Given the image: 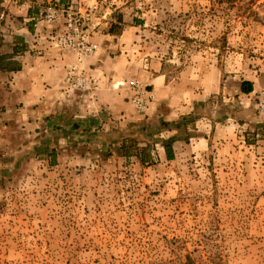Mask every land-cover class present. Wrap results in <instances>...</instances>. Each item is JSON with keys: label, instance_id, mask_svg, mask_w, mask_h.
Listing matches in <instances>:
<instances>
[{"label": "rangeland", "instance_id": "374dc122", "mask_svg": "<svg viewBox=\"0 0 264 264\" xmlns=\"http://www.w3.org/2000/svg\"><path fill=\"white\" fill-rule=\"evenodd\" d=\"M29 1L0 0V264H264V140L247 142L264 123V87L250 97L238 94L244 78L264 73V0L44 1L24 25L35 38L24 40L21 52L15 50L21 37L7 18ZM51 4L83 14L82 27L99 46L83 64L103 47L116 69L158 64L170 81L189 68L208 67V80L221 88L211 95L221 125L209 136L189 125L175 159L157 147V163L148 166L109 155L98 143L44 135L51 107L18 104L7 92L25 53L75 61L53 44L66 19L47 22ZM119 18L122 33L100 41ZM95 78V91L77 88L68 96L66 72L63 85L47 93L53 112L79 116V102L83 115L97 112L103 85ZM124 79L115 86L130 90L132 115L156 116L153 86ZM136 82L147 91L145 109L134 102ZM237 102L240 108L231 111ZM48 138L60 148L55 166L35 155Z\"/></svg>", "mask_w": 264, "mask_h": 264}, {"label": "crops", "instance_id": "0c3cea01", "mask_svg": "<svg viewBox=\"0 0 264 264\" xmlns=\"http://www.w3.org/2000/svg\"><path fill=\"white\" fill-rule=\"evenodd\" d=\"M44 1L47 2L51 0H32L28 3L20 4L19 7L18 5L17 7H13L14 9H12L7 19L8 21H12L13 25L11 24V29H13V31L11 32L14 35L23 38L27 43L30 37L35 38L33 33L30 32L31 30H27L24 25H26V22L31 21L32 9L39 6L40 3ZM17 23H19L18 26ZM106 33L100 36V41L103 40L104 42L105 39L116 36L108 32ZM103 50L102 47L101 51L98 52L96 56L91 59L88 58L90 60H86L85 64L81 66V69H84L87 74L90 73L94 75L99 80L102 79L100 81L103 85L100 98L104 106L101 108L106 109L116 120L126 119V122H129L135 121L140 117H138V115H132V113H135V110L131 107V102L127 100L130 90L126 87L120 86L118 88L115 86L116 82L125 80L124 78L127 76L129 79L139 80L140 82L149 84L156 90L159 101L155 104V110L151 108V111H156V115H165L166 119L169 121L178 120L183 115H198L191 131H203L205 136H209V130L213 129L215 125H221L219 119H217L212 112L205 109L202 110L200 109L201 107H199V104L204 102L205 106L208 105L210 108H213L211 104V95L216 94L214 92H219L221 89L218 83L213 86L208 80V73H210V71H205L208 67L203 66V68L200 67L199 69L193 67L189 68L183 71L177 81H170L162 72V66H158V64L155 66L142 64L133 66L131 63H128L127 70H129V72L121 67L120 69H116L115 64L118 62L107 57L103 53ZM25 55L26 53L24 54L22 68L13 73V79L16 82L12 85V88L9 87L11 91H6L8 95H11L9 98L12 101H17L18 104L33 103L32 106H37L41 102H44L47 104V108H53L54 99L49 100L47 93H51L54 89L63 85L66 76L65 62L59 59L60 54L56 53L55 56H53L52 52H48L43 57L28 58L29 56ZM204 71L206 73H204ZM243 80L250 81L253 84L254 90L249 93V97L253 96L264 87V73H251ZM238 94L247 95L241 91V86ZM25 96H27V98H25ZM48 100L49 102H47ZM49 104L50 106H48ZM79 109V113L82 112L84 114L85 106L83 103L79 102Z\"/></svg>", "mask_w": 264, "mask_h": 264}, {"label": "trees", "instance_id": "16d2710c", "mask_svg": "<svg viewBox=\"0 0 264 264\" xmlns=\"http://www.w3.org/2000/svg\"><path fill=\"white\" fill-rule=\"evenodd\" d=\"M67 0H61L66 2ZM139 22L137 23V25ZM124 27L122 18L114 23L110 32L112 34H121ZM15 50L24 52L27 46L20 38ZM241 91L245 94L253 91V84L250 81L243 80L241 83ZM50 105V104H49ZM240 108V105L235 103L231 107V111ZM103 107L102 102L100 108ZM199 107L214 114L213 108L202 102ZM56 106L53 102V108L44 115L46 124H48L47 131L44 135L52 133H60L61 137L71 142V139L79 141V145H90L98 143L102 149H107L109 155L118 154L119 156L130 161L137 159L143 165H154L157 163L158 150L157 147L163 149L167 160H173L176 157L175 145L177 142L188 140L190 134L188 126H194L198 115L190 114L183 115L178 120L169 121L162 118L161 114L156 116H148L142 120L124 121L116 120L112 114H109L106 109H98L97 112L91 111L90 115L71 116L67 115V111L53 112ZM215 115V114H214ZM229 115V114H228ZM234 114H231L233 117ZM76 117V118H75ZM228 117V116H227ZM172 134L171 131H175ZM170 132L171 134H167ZM55 134V136H56ZM253 137L249 136L247 142L249 144H256L259 140H264V123L259 122L253 132ZM50 137V136H49ZM52 138L37 145L35 147V155L38 160L48 159L51 166L58 164L60 148L51 143ZM70 144V143H68ZM9 171L6 169V172Z\"/></svg>", "mask_w": 264, "mask_h": 264}, {"label": "built area", "instance_id": "2783aa9c", "mask_svg": "<svg viewBox=\"0 0 264 264\" xmlns=\"http://www.w3.org/2000/svg\"><path fill=\"white\" fill-rule=\"evenodd\" d=\"M64 16L65 24L61 31L52 34L53 44L63 53L71 54L75 57V61L67 62L65 55H61L60 59L65 62L67 72L68 88L66 93L72 96L77 88L82 91L96 90L99 88L97 79L90 75L82 73L81 66L84 60L96 54L99 49L97 43L92 41V33L82 27L83 14L71 10H60L54 5H50L46 12V20L49 23H55ZM133 88L137 90L139 95L134 98L135 104L142 109L146 108L147 91L139 83H133ZM148 95V94H147ZM153 97L152 95H149ZM260 110L264 113V98L260 100Z\"/></svg>", "mask_w": 264, "mask_h": 264}]
</instances>
